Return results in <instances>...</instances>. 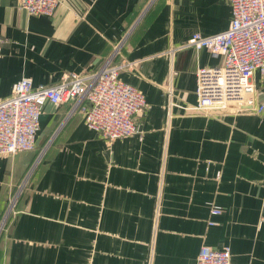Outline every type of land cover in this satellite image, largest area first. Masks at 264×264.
Masks as SVG:
<instances>
[{
	"label": "crops",
	"instance_id": "0c3cea01",
	"mask_svg": "<svg viewBox=\"0 0 264 264\" xmlns=\"http://www.w3.org/2000/svg\"><path fill=\"white\" fill-rule=\"evenodd\" d=\"M231 17L228 0H62L52 17L0 0V99L23 77L50 86L97 70L124 38L120 77L147 100L142 137L114 141L73 101L43 106L36 149L0 155V224L19 193L0 264H196L203 245L264 264V114L191 109L198 68L223 57L179 49ZM253 83L264 99L259 71Z\"/></svg>",
	"mask_w": 264,
	"mask_h": 264
},
{
	"label": "built area",
	"instance_id": "2783aa9c",
	"mask_svg": "<svg viewBox=\"0 0 264 264\" xmlns=\"http://www.w3.org/2000/svg\"><path fill=\"white\" fill-rule=\"evenodd\" d=\"M228 2L232 21L226 30L215 35L194 33L179 47H192L196 52L207 48L215 57H223L219 66L198 68L197 105L190 108L214 115L231 110L264 114V99L257 98V87L253 83L256 72L264 76V0ZM61 4L62 0H17L18 8L30 16L52 17ZM124 40L114 46L97 70L65 74L50 86H37L28 77L16 82L12 93L0 99V155L36 149L40 117L47 102L55 105L73 101L70 114L81 112L84 124L105 140L114 141L134 135L142 137L137 118L146 109L147 100L141 89L120 77L121 70L129 65L121 56ZM5 42V36L0 34V56ZM43 153L41 151L40 155ZM220 177L221 172L217 178ZM18 196L19 193L10 199L0 232L8 218L17 213ZM222 212V207L212 203L210 215ZM209 223L216 222L209 219ZM263 223L264 216L259 226ZM196 264H232L231 249L229 246L214 248L203 245Z\"/></svg>",
	"mask_w": 264,
	"mask_h": 264
}]
</instances>
